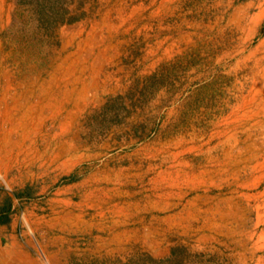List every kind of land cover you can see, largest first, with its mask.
Returning a JSON list of instances; mask_svg holds the SVG:
<instances>
[{"label":"rangeland","instance_id":"obj_1","mask_svg":"<svg viewBox=\"0 0 264 264\" xmlns=\"http://www.w3.org/2000/svg\"><path fill=\"white\" fill-rule=\"evenodd\" d=\"M260 9L0 0V264H264Z\"/></svg>","mask_w":264,"mask_h":264},{"label":"bare ground","instance_id":"obj_2","mask_svg":"<svg viewBox=\"0 0 264 264\" xmlns=\"http://www.w3.org/2000/svg\"><path fill=\"white\" fill-rule=\"evenodd\" d=\"M239 19H240V16H239ZM263 19H264V9H260V11L255 13L254 15H252L250 17H248V16L246 17V20L248 22L247 23V28L249 30L252 29V31H253V34H252L251 38L248 39V41H250L252 39V37L255 36L256 33L258 34V28H260V25H261V22H262ZM241 53H244V51L242 50V51L238 52V54H241ZM255 56H258V57L255 58V63H254V66H253V68L251 70V78H252L251 83H252V85H251L249 91L247 92V94L244 95L243 99H242L244 101V103H247V104L248 103L250 104L255 99H258V97L260 95H264V36H263L261 41L256 46L252 47L248 51L247 57H253L254 58ZM257 77H258V79H257ZM256 81L258 82V84H260L259 88H255V85L257 83ZM262 87H263V89H262ZM67 95L68 94L61 95L62 97L60 96V100L58 99L59 102L62 101ZM261 107H262V105H261ZM263 182H264V174L262 175V177L259 178V184H261ZM6 261H7V259H6Z\"/></svg>","mask_w":264,"mask_h":264}]
</instances>
